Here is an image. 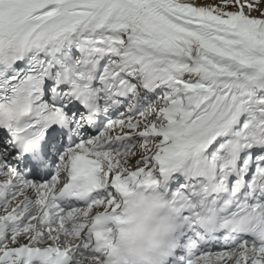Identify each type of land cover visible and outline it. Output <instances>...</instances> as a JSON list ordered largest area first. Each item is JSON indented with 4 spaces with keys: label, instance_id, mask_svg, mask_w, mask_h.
<instances>
[{
    "label": "snow or ice",
    "instance_id": "obj_1",
    "mask_svg": "<svg viewBox=\"0 0 264 264\" xmlns=\"http://www.w3.org/2000/svg\"><path fill=\"white\" fill-rule=\"evenodd\" d=\"M148 184L166 264H264V0H0V264H109Z\"/></svg>",
    "mask_w": 264,
    "mask_h": 264
},
{
    "label": "clouds",
    "instance_id": "obj_2",
    "mask_svg": "<svg viewBox=\"0 0 264 264\" xmlns=\"http://www.w3.org/2000/svg\"><path fill=\"white\" fill-rule=\"evenodd\" d=\"M109 264H166L175 225L169 206L151 185L129 196Z\"/></svg>",
    "mask_w": 264,
    "mask_h": 264
},
{
    "label": "rangeland",
    "instance_id": "obj_3",
    "mask_svg": "<svg viewBox=\"0 0 264 264\" xmlns=\"http://www.w3.org/2000/svg\"><path fill=\"white\" fill-rule=\"evenodd\" d=\"M256 13H253V15H255Z\"/></svg>",
    "mask_w": 264,
    "mask_h": 264
}]
</instances>
